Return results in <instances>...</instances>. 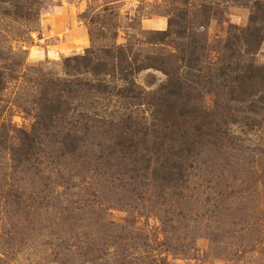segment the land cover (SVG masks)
I'll return each mask as SVG.
<instances>
[{
    "label": "rangeland",
    "instance_id": "374dc122",
    "mask_svg": "<svg viewBox=\"0 0 264 264\" xmlns=\"http://www.w3.org/2000/svg\"><path fill=\"white\" fill-rule=\"evenodd\" d=\"M262 11L264 0H0V264H264V126L254 99L230 100L231 76H217L229 55L239 73L264 68V41L247 53L236 39L264 33ZM116 47L158 65L132 76L139 99L111 89L125 86L117 76L91 91L96 76L63 65ZM167 73L197 117L166 112ZM58 98L53 122L35 125Z\"/></svg>",
    "mask_w": 264,
    "mask_h": 264
},
{
    "label": "trees",
    "instance_id": "16d2710c",
    "mask_svg": "<svg viewBox=\"0 0 264 264\" xmlns=\"http://www.w3.org/2000/svg\"><path fill=\"white\" fill-rule=\"evenodd\" d=\"M261 13L264 14V11H262ZM252 22L254 21L251 19V24ZM171 26L172 25L169 22V27ZM260 30L261 28L255 26L252 27L249 25L243 29L244 33H240V37H236V39L240 40L243 44L247 46V49H245L247 53H255L258 47L264 41V33H261ZM124 50L125 49L122 47H116V49L107 48L103 51V56L101 57V54L98 53V50L93 51L92 49H86L83 55L65 58L63 61V65L66 70H71L73 66L79 67L81 65L83 66L84 71L92 73L94 76H96L97 78L94 84L87 83L90 87L89 90L91 91L93 90L95 92H101V90H105L103 88L109 87L107 82L104 80L105 75H110L111 77L117 76L121 79L122 84H125V86L122 89H119L118 87L116 88L115 86H111V89L117 90V93L119 95H122L124 98L139 99L140 93L133 89V85L135 83L133 81L132 76L142 69L152 67L155 68L158 65H153L149 61L144 62L138 59L130 60V63L125 62L126 59H124ZM110 58H112L110 63L107 60L105 61V59ZM113 58L118 59L117 65L114 63ZM195 58L194 63H191L193 61L190 60L188 66L191 69L200 71V69H198V66L199 62L201 61L198 57ZM70 59L74 61L73 66L70 65ZM228 59H230V63H226V65H223L222 67L218 68L219 72L217 73V76L220 77L223 73V70H225L224 74L230 75L233 81V78H235V81H229V79H226V81L223 80L220 86V90L223 91L227 96L230 95V100L233 101L240 100L247 102L249 100L254 99L253 101H250L248 109H250L251 112H256V115H258V126H264V68L257 69L253 67L252 64L248 63L245 67V70H243V73L242 70H240L241 73H239L238 69L240 68L244 60L241 59L240 61H231V55H229ZM82 61H86V63H83ZM162 70H164V72L166 71L165 69ZM167 75L169 77L167 85L171 87L175 85L174 89H177V94H175L177 95V98H174V100L167 105L168 107H166V112L170 115L176 113L177 115L184 117H187L188 115L194 116L195 112V117H197L196 110L190 109V107L188 106V104L191 103L190 97L185 94H182L184 92H181V90L184 89L182 82H179L178 80H174V82L168 73ZM114 80L115 77L112 78V82H114ZM207 83L209 87H211V85L213 84L211 79ZM66 85V83H63V97L64 95L68 94L70 90H72L70 87H66ZM59 104V98L58 100L48 99L42 101L37 110L38 112L35 115V125L48 124L49 126V124L53 122L54 118L58 116V113L60 112ZM212 117L216 118L217 114L212 115ZM157 119L159 121L167 120V118L163 115L159 116ZM158 125L160 126L161 124L158 123ZM173 155L174 153L171 152L170 157ZM176 157L179 158V156Z\"/></svg>",
    "mask_w": 264,
    "mask_h": 264
}]
</instances>
